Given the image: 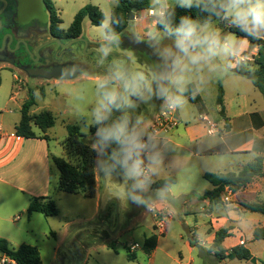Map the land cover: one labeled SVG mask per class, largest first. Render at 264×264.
Returning a JSON list of instances; mask_svg holds the SVG:
<instances>
[{
  "label": "rangeland",
  "instance_id": "1",
  "mask_svg": "<svg viewBox=\"0 0 264 264\" xmlns=\"http://www.w3.org/2000/svg\"><path fill=\"white\" fill-rule=\"evenodd\" d=\"M84 1L57 0V6L64 10V14L61 15L63 27L70 26ZM31 2L36 13L46 11L43 0ZM154 2L157 16L160 7L164 10L167 6L181 5V0ZM1 5L0 2V7ZM103 13L105 22L102 26H93L89 20H85L83 25L84 32H87L89 37L103 42L97 47L102 51L99 53L101 58L97 57L98 63L93 64L90 58L93 56H88V68L67 81L51 80L49 83L38 78L29 71L32 65L24 56H22L24 69L0 60V129L14 128L18 125L22 115L21 106L32 96L36 101L32 113L50 110L56 117L55 126L47 132L52 154L66 157L62 143L67 136L68 125L80 126L82 133L87 136V141L98 151L96 174L101 184L98 197L90 198L82 194L60 191L57 177V186L52 190L51 197L57 203L58 215L53 217L38 215L39 217L30 223L33 233H24L17 241H27L38 246L43 264H244L238 259L219 262L210 256L206 243L208 231L212 229L206 214L208 208L205 213L202 212L203 205L196 202L197 196L193 194L194 191L202 193L207 187L209 189L212 186L200 175L202 168L192 161L178 159L180 154L186 155L182 149L171 146L163 152L164 154L150 155L148 152L157 149L145 148L143 144L145 141L154 140V136L162 137L163 134L173 132L180 125V120L176 127L171 120H167L162 129L154 127L165 121L161 114L167 103L172 102L168 100V96L173 100L177 97L169 95L170 92H167L166 96L163 92L168 83V71L170 74L175 71L174 84L181 94L179 110L188 117H191L193 112L195 114L198 112L197 106L186 101L181 93V89L190 82L200 83L202 93L206 95V105L211 118L216 113L214 91L218 89L220 78L223 84H226L229 96L234 94L235 88H240L249 100H255L257 106L263 105L264 98L257 91V93L253 91L257 88L253 86L251 80L241 78L242 83L236 87L231 78L238 76H228L230 58L235 67L238 62L245 65L253 64L259 48L250 47L237 54L242 50L244 41L228 30L227 22H231V18L226 21L223 12V16L209 24L208 29L218 31L222 40L225 36L234 34L235 45L229 53L219 52L212 58L210 64L191 65L176 49L175 38L161 30L140 31L143 36L151 38V45L161 63L149 55L134 52L128 54L126 61L118 58V54L124 50L118 43L114 44L115 37L110 38L106 35L111 14L107 10ZM147 14L146 11L137 12L140 18ZM2 18L0 41L3 40L4 33L15 31L17 24L23 28L33 24L26 20L23 24L18 20L13 22L7 16ZM138 26L137 21H131L122 34L130 36L136 34L139 31ZM29 27L25 31L26 35H16V40L22 38L32 50L43 42V39L38 34L34 35L32 26ZM109 54L115 56L107 59ZM19 55L21 57V53ZM178 56L183 59L181 66L183 70L174 65ZM219 62L223 68L218 65ZM160 75L164 77L160 79ZM137 77L140 79L139 83ZM132 78H135L134 84ZM148 78L151 80L147 81ZM178 78H182L180 82H177ZM113 95L115 101L110 103ZM122 95H125L121 99L123 105L117 103ZM98 111L104 112L106 117L101 122L96 121ZM204 120L208 119L205 117ZM123 121H127L129 131H134L143 145L139 151V159L142 161L141 174L131 179L125 174L137 159V155L133 153L125 164L127 145L115 139L101 143V137L97 134L100 129L112 127ZM167 125L170 127L166 133L164 129ZM35 131L39 135L43 134L37 128ZM173 144L190 143L186 138L175 136ZM156 162L158 166H154ZM54 168L58 176L59 171L57 167ZM169 177L176 178V183L170 188L171 195L166 193L167 191L153 189L154 182ZM137 181L140 182V186L134 187ZM133 197H136L138 202H133ZM152 207L156 210H151ZM161 209L167 216L163 227L160 225V219L155 217ZM26 220L25 217L22 222ZM24 225V229L27 228L28 224ZM185 226L191 229L196 240L194 247L188 244ZM154 234L158 235L159 241L153 257L143 251V245L146 238ZM111 245L115 248H111ZM130 253L137 255L136 261L130 260Z\"/></svg>",
  "mask_w": 264,
  "mask_h": 264
},
{
  "label": "crops",
  "instance_id": "2",
  "mask_svg": "<svg viewBox=\"0 0 264 264\" xmlns=\"http://www.w3.org/2000/svg\"><path fill=\"white\" fill-rule=\"evenodd\" d=\"M53 1L62 20L61 15L64 14V10H61V8L57 6V0ZM154 1L155 0H150L149 10L142 11L148 12L147 16L140 18L136 13L135 21L138 22L139 31L136 34L131 33L133 36L145 41L146 44H148V42L151 43V38L146 35L143 36L140 31H159L157 28V20H159V18L157 15L151 16L149 14L150 10L156 12L153 6L155 3ZM87 5L99 6L103 12L106 13L107 10L112 14L114 7L117 5V0H85L80 10ZM168 7L172 6H167L164 10L163 7H160L159 13L162 11L166 12ZM44 13L48 17L49 14L47 9ZM69 27L70 26L64 28L68 29ZM83 33L89 37L88 33L84 32V28ZM14 34H16V32H14ZM89 38L97 47L99 44L103 43L94 38ZM6 39V37L3 38V43H5ZM242 40L244 41V46L237 54L252 47L248 40L243 38ZM13 41L14 40L10 41V43H13ZM230 61L231 65L228 67V73L230 75L228 76L236 75L239 77L231 78L237 87L242 83L241 78L245 77L232 72L235 66L231 58ZM218 65L223 68L220 62ZM174 72L170 74L168 71L169 78L165 89L167 92H170L169 95H177V97H180V90L177 89L174 84ZM163 77L164 75H160V79ZM220 86L224 89L226 118L220 115V108L217 105V96ZM235 89L234 94L229 96L226 84H223L221 78L218 79V89L214 91V93L216 92V95H214L216 113L215 116L211 118L210 111L206 105V95L202 93L200 83H188L181 89V93H183L186 101L197 106L198 112L196 114L193 112L191 117L183 115L179 110L180 104L177 103L178 118L180 120L179 127L169 134L161 135L162 137L154 136V140L150 142L145 141L143 144L146 146L145 148L149 147L151 150L157 149L154 152H148V154H164L163 152L171 146L182 149L186 155L180 154L178 159H184L198 164L202 168L200 170L202 178H204L203 176L206 172H239L243 167L259 157L262 158L264 162V104L257 106L254 99L249 100V98L244 95L242 89ZM253 91L255 93H260L264 98L259 90L256 89ZM205 117L208 120H204ZM15 127L16 126H14V128L6 127L5 129H0V237L5 238L12 247L20 246L24 243L29 244L27 241L17 240L22 238L24 233H33L30 223L40 215V213L28 215L27 210L30 202L33 198L51 197L52 190L57 186V177L59 179V172L57 176V172L54 168L56 166L52 161V156L55 155L51 152L49 141L38 138L26 139L20 137L16 135ZM175 136L186 138L190 144H173ZM155 144H157L158 147L155 146ZM154 166H158V162H156ZM97 181L100 191L101 184L98 179ZM212 188L213 186L209 189L207 187L202 193H198L197 191L193 192V194L197 196L196 202L203 205L201 207L202 212L205 213V210L208 208V213L206 214L208 216V224L212 228L211 231H208L209 236L206 238V243L209 246L208 249L214 241L216 231L222 228H231V236L225 240L224 247L227 250H231L235 246L244 244L250 249L254 258V260L251 261H243L244 264H264V239H256L254 236L258 228L264 229V215L247 212L240 205L242 202L264 203V178L254 179L248 187L236 193L228 190L224 195L226 205L222 208H215L213 211H209V201L201 200L199 196ZM162 191H167L166 193H170L171 195V189ZM25 217L27 219L26 222H22ZM26 223L28 225L27 228L24 229V224ZM188 244L194 247L191 245L190 239ZM157 248L152 254L153 257ZM210 256L216 259L213 253H211ZM3 257L4 256L0 255V259Z\"/></svg>",
  "mask_w": 264,
  "mask_h": 264
},
{
  "label": "trees",
  "instance_id": "3",
  "mask_svg": "<svg viewBox=\"0 0 264 264\" xmlns=\"http://www.w3.org/2000/svg\"><path fill=\"white\" fill-rule=\"evenodd\" d=\"M43 2L50 15L52 33L55 36L63 35L64 31L60 27L62 20L54 1L43 0ZM220 4L221 2L219 0H199L193 1L191 7L181 5L168 7L164 17L159 19L157 28L164 31L170 37L176 38L175 29L180 25L183 17L194 20L200 26L209 25L223 16V10ZM134 7L137 8V11L149 10L150 0H117V5L111 14L110 24L106 28V35L108 37H117L127 30L129 14ZM87 19L93 26H102L105 22V15L95 5L85 6L77 13L70 25L67 31L68 37H79L83 33V25ZM227 23L229 31L235 33L240 38L248 40L252 47L259 48L258 56L253 64L245 65L242 62H238L237 66L232 69V72L251 80L253 85L264 96V39H256L246 32L241 31L239 27L233 26L230 21ZM35 105L36 101L32 96L23 103L21 120L15 127L16 135L26 139L38 138L49 141L47 132L55 126L56 117L50 110L32 113L31 110ZM217 105L220 108V115L226 118L224 89L222 86L219 88ZM35 128L39 129L43 134H37ZM86 138L87 136L82 133L80 126L68 125L67 136L62 143L66 157L52 156V161L59 170L58 189L60 191L96 198L99 191L96 174L98 151ZM203 177L213 188L207 190L199 198L201 200H208L210 203L209 211H213L215 208H222L226 205L224 195L228 190L236 193L248 187L254 179L264 178V162L259 157L247 164L239 172H206ZM175 183L176 178L169 177L155 182L153 189L168 190ZM240 205L247 212L264 215V203L242 202ZM27 213L28 215L40 213L45 217H53L58 215L59 209L52 197H39L31 200ZM230 236L231 228H222L216 231L209 252L213 253L219 262L226 259H238L240 261L254 260L250 249L244 244L227 250L224 247V242ZM254 236L256 239H264V229L258 228ZM158 241V235L154 234L147 237L143 245V251L151 256L157 248ZM190 243L192 246H195V238L190 240ZM111 248L114 249V245H111ZM0 255L8 257L16 264H43L41 252L37 246L22 244L18 247H12L2 237H0ZM129 258L131 261H136L137 255L130 253Z\"/></svg>",
  "mask_w": 264,
  "mask_h": 264
},
{
  "label": "flooded vegetation",
  "instance_id": "4",
  "mask_svg": "<svg viewBox=\"0 0 264 264\" xmlns=\"http://www.w3.org/2000/svg\"><path fill=\"white\" fill-rule=\"evenodd\" d=\"M0 2L2 4L0 7V19L3 16H7V18H10L13 22H17L18 20L21 24L24 23V20L33 22V24L31 23L29 25L32 26L33 34H38V36L43 39V42H40L35 48L30 50L28 43L23 41L22 38L16 40V35H26L25 31L30 27L26 26V28H23V26L17 24L15 31L4 33V37L7 38L5 43H3V40L0 41V60L12 63L14 66H19L24 69L22 58V56H24V58H28L31 62L32 68L29 69V71L38 78H42L49 83L51 80L67 81L69 78H59L70 76L72 73L79 75V72L88 68V56L95 57H90L92 58L93 64L98 63L99 59L97 57H100L99 53L102 51L99 49L100 47L97 48V46L93 44L94 42H92L85 33H82L79 37L70 38L67 35L69 28H64L61 23L60 27L64 31V34L55 36L51 31L50 15L47 17L44 12V14L36 13L31 0H0ZM2 19L0 20L1 22ZM14 32H16V34H14ZM10 34L13 35V43H10ZM127 37H130V35L122 34L121 36H117L115 37L116 42L114 43H118L121 49L124 50L118 54V58H122L126 61L128 60V54L134 52L133 49H138L137 47H127ZM15 40L17 42H15ZM147 47L151 52L156 54L151 43L148 42ZM20 53L21 57L19 55ZM137 54L146 53L138 50ZM110 57L114 56L109 54L107 59ZM153 60L160 62L159 57Z\"/></svg>",
  "mask_w": 264,
  "mask_h": 264
},
{
  "label": "clouds",
  "instance_id": "5",
  "mask_svg": "<svg viewBox=\"0 0 264 264\" xmlns=\"http://www.w3.org/2000/svg\"><path fill=\"white\" fill-rule=\"evenodd\" d=\"M181 6L191 7L192 0H181ZM224 12V19L231 18L233 26L239 27L241 31L256 39H264V0H221L220 4ZM199 29V31H198ZM175 47L187 58L191 65L200 66L202 64H210L212 58L219 52L229 53L235 45L234 34L225 36L223 40L218 31H210L208 25L200 26L194 20L187 17L181 19L180 25L175 29ZM197 49H199L197 51ZM174 65L178 68L183 65V59L177 57ZM186 67V65H184ZM182 78H178L180 82ZM167 96V90H164ZM168 100L173 104L180 102V97L175 100L168 96ZM115 96L110 98V103H114ZM105 117L104 112L98 111L96 113V121L101 122ZM101 137V143H105L111 139L127 145V156L125 157V164L127 160L132 157L133 153L137 155V159L128 168L126 176L131 179L138 177L141 174L139 159V151L143 147L140 143L136 133L130 132L127 127V121L115 124L112 127L102 128L97 133ZM140 182L134 185L139 187ZM133 202H138L136 197H133Z\"/></svg>",
  "mask_w": 264,
  "mask_h": 264
},
{
  "label": "built area",
  "instance_id": "6",
  "mask_svg": "<svg viewBox=\"0 0 264 264\" xmlns=\"http://www.w3.org/2000/svg\"><path fill=\"white\" fill-rule=\"evenodd\" d=\"M149 14L151 16H156V12L154 10H150ZM165 15V12H160L159 15L157 16L159 19L163 18ZM163 118H165V121H161L160 124L158 125H154V127H158V129H162L164 127V124L166 123L167 120H171V123L173 124V126H177V124L179 123V119H178V106L176 104H173V102H168L167 105L165 106L164 110L162 111ZM170 126H166V128L164 129L166 131V133L168 132V128ZM151 210L155 211V207H152ZM156 218L160 219V225L161 227H163L164 225V220H167V216L166 213L163 212V210L161 209L159 211L158 215H155ZM0 264H16L14 261H12L11 259H9L8 257L4 256L1 260H0Z\"/></svg>",
  "mask_w": 264,
  "mask_h": 264
},
{
  "label": "water",
  "instance_id": "7",
  "mask_svg": "<svg viewBox=\"0 0 264 264\" xmlns=\"http://www.w3.org/2000/svg\"><path fill=\"white\" fill-rule=\"evenodd\" d=\"M136 13H137V8H133L132 10H131V12H130V14H129V18H128V21L129 22H131V21H135V19H136ZM1 28H2V22L0 21V30H1ZM11 35V34H10ZM11 37V41L13 40V35H11L10 36ZM126 43H127V47H137L138 49H133L134 50V53L135 54H137L138 53V50H141V51H143V52H145L147 55H149L151 58H153V59H156V58H158L157 57V55L155 54V53H152L151 51H150V49L147 47V44H146V42L145 41H143V40H141L140 38H138V37H136V36H130V37H127L126 38ZM110 55H113V56H115L114 54H110ZM119 59H122V58H119ZM75 76V74L74 73H72V75H68V76H65V77H61V78H59V79H64V78H72V77H74ZM138 78V83L140 82L139 80V77H137ZM151 79L150 78H148L147 79V81H150ZM132 82H133V84L135 83V78H132ZM125 95H122V96H120L119 98H118V100H117V103L118 104H121V105H123V103H122V101H121V99L124 97ZM126 152V151H125ZM125 152H124V154H125ZM99 198H100V200H101V196H99ZM185 228V233H186V235H187V237L190 239V240H193V236H192V233H191V229L188 227V226H185L184 227ZM65 247V246H64Z\"/></svg>",
  "mask_w": 264,
  "mask_h": 264
}]
</instances>
